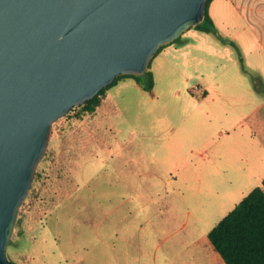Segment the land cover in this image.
Masks as SVG:
<instances>
[{"label": "rangeland", "instance_id": "1", "mask_svg": "<svg viewBox=\"0 0 264 264\" xmlns=\"http://www.w3.org/2000/svg\"><path fill=\"white\" fill-rule=\"evenodd\" d=\"M216 20L220 34L241 42L232 19ZM192 28L152 57L153 90L121 77L99 96L102 107L78 104L53 121L7 246L11 261L221 257L208 230L264 176L263 127L259 140L250 133L264 121V55ZM211 42L217 49H202Z\"/></svg>", "mask_w": 264, "mask_h": 264}, {"label": "water", "instance_id": "2", "mask_svg": "<svg viewBox=\"0 0 264 264\" xmlns=\"http://www.w3.org/2000/svg\"><path fill=\"white\" fill-rule=\"evenodd\" d=\"M207 0H0V264L54 120L201 22Z\"/></svg>", "mask_w": 264, "mask_h": 264}, {"label": "trees", "instance_id": "3", "mask_svg": "<svg viewBox=\"0 0 264 264\" xmlns=\"http://www.w3.org/2000/svg\"><path fill=\"white\" fill-rule=\"evenodd\" d=\"M210 1L207 0L203 20L194 26L203 31L216 33L214 23L208 13ZM179 37L180 35L172 41L178 40ZM220 39L234 44L233 41L222 36ZM164 45H160L156 53ZM149 67L150 64L142 74L121 73L116 75L112 82L81 104L85 110L94 111L100 103L99 96L121 77H133L145 90H151L154 78ZM207 237L226 264H264V176L259 185L254 186L208 230Z\"/></svg>", "mask_w": 264, "mask_h": 264}, {"label": "crops", "instance_id": "4", "mask_svg": "<svg viewBox=\"0 0 264 264\" xmlns=\"http://www.w3.org/2000/svg\"><path fill=\"white\" fill-rule=\"evenodd\" d=\"M208 13L210 18L212 19L214 26H215V32L211 31H203L197 28H192L188 30L197 29L199 32H202L204 34H210L213 33L217 36L219 40L220 36L229 39L230 41H233L234 44H232L234 47H238L240 49H244L247 52H258L264 55V0H211L208 5ZM220 18V22L229 27V23H234L232 26L236 28L237 26L240 28L241 31V42H237L235 39L225 37L222 34H220L218 30L217 20L216 16ZM237 29V28H236ZM239 33V30L238 32ZM187 38L189 35H184ZM203 38V37H202ZM182 39H178L176 41H171V44H174V42H179ZM223 42V44H231L229 42ZM169 43V44H170ZM211 42L209 46H205L209 52L214 51L216 48V44ZM203 45V44H202ZM240 59V58H239ZM152 72V71H151ZM154 83H155V76L153 75ZM135 86H138L142 90H145L136 80H135ZM154 89V85L151 90ZM208 91L205 88L204 94H207ZM104 98L101 100L99 108L103 106L104 104ZM259 105V104H258ZM257 105V106H258ZM257 106L254 108L256 109ZM263 123V124H262ZM264 131V121H257L253 123L250 127V133H252L255 136V141L259 140L256 138L257 135V129L260 131ZM260 143V149H262V155H264V138L258 141ZM261 152V151H260ZM209 264H226L222 257H219L213 250H211V257L209 258Z\"/></svg>", "mask_w": 264, "mask_h": 264}]
</instances>
